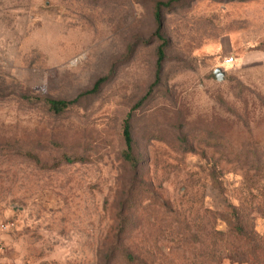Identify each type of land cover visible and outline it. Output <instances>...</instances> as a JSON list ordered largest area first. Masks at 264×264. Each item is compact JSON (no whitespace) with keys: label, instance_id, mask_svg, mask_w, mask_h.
Wrapping results in <instances>:
<instances>
[{"label":"rangeland","instance_id":"374dc122","mask_svg":"<svg viewBox=\"0 0 264 264\" xmlns=\"http://www.w3.org/2000/svg\"><path fill=\"white\" fill-rule=\"evenodd\" d=\"M170 1L0 0V264H249L211 239L264 234V0Z\"/></svg>","mask_w":264,"mask_h":264},{"label":"trees","instance_id":"16d2710c","mask_svg":"<svg viewBox=\"0 0 264 264\" xmlns=\"http://www.w3.org/2000/svg\"><path fill=\"white\" fill-rule=\"evenodd\" d=\"M176 1L180 0H172L169 3ZM163 6H165L164 3H157L155 11L157 28L154 35L160 41V44L156 52V74L155 82L152 88H154V86L160 82L161 73L166 60V51L170 43L168 39H166L162 34L163 21L161 17V7ZM105 80L106 78L99 79L92 89L80 94L73 100L48 99L47 103L50 110L56 114L62 113L63 111L69 109L72 105L76 104L83 95L96 93L99 90L100 85ZM150 94L151 92L149 91L145 98L136 104L135 109L138 108L146 100V98L150 96ZM131 116L132 114L129 113L122 123V137L124 141V149L122 154L125 161L130 163L133 168H136L140 162L139 158L134 153V138L131 128ZM31 157H35L37 159V157L34 155H31ZM79 161H83V158L64 155L61 158V161H59L56 165H59L61 162L76 163ZM211 177L214 186L219 187V179L214 172L212 173ZM260 211L264 214V206ZM221 216L226 224L228 234L222 231L215 232L211 239V245L213 249L217 246L216 240L218 239L217 237H219V239L225 243H229L234 251L244 254V257L249 264H264V234L258 235L255 233L253 223L251 219L248 218L246 213L242 212L237 207H232L228 211L223 212ZM124 256L128 262L136 263L135 257L128 251L124 252ZM109 263L110 260H107L106 264Z\"/></svg>","mask_w":264,"mask_h":264},{"label":"water","instance_id":"95a60500","mask_svg":"<svg viewBox=\"0 0 264 264\" xmlns=\"http://www.w3.org/2000/svg\"><path fill=\"white\" fill-rule=\"evenodd\" d=\"M220 69L215 71V75L217 76L218 80H222V76L219 74Z\"/></svg>","mask_w":264,"mask_h":264},{"label":"built area","instance_id":"2783aa9c","mask_svg":"<svg viewBox=\"0 0 264 264\" xmlns=\"http://www.w3.org/2000/svg\"><path fill=\"white\" fill-rule=\"evenodd\" d=\"M233 62V58L227 59V63H232Z\"/></svg>","mask_w":264,"mask_h":264}]
</instances>
